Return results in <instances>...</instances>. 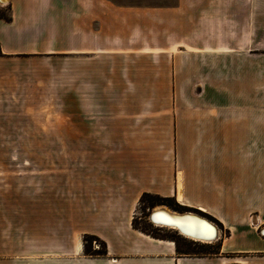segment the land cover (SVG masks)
<instances>
[{
  "label": "crops",
  "instance_id": "crops-1",
  "mask_svg": "<svg viewBox=\"0 0 264 264\" xmlns=\"http://www.w3.org/2000/svg\"><path fill=\"white\" fill-rule=\"evenodd\" d=\"M0 8V147L99 149L68 158L65 204L55 179L49 204L4 210L0 264H264V0ZM28 117L56 126L8 128ZM144 194L211 218L220 240L181 254L135 229ZM86 235L107 255L87 256Z\"/></svg>",
  "mask_w": 264,
  "mask_h": 264
},
{
  "label": "rangeland",
  "instance_id": "rangeland-1",
  "mask_svg": "<svg viewBox=\"0 0 264 264\" xmlns=\"http://www.w3.org/2000/svg\"><path fill=\"white\" fill-rule=\"evenodd\" d=\"M50 118L51 117H28L27 123L10 125L8 128L13 130L18 128H20V130L25 129L27 131L25 137L30 140H35L39 138L37 136L38 130L56 126L55 123L52 124ZM61 118L64 119V117H60V119ZM40 119H42V122H37V120L39 121ZM66 129V123H58V139L61 141L59 143H65L63 140L67 138ZM103 151L105 153L106 149H102V152ZM84 154H99V149H84L82 147L66 146L0 147V231L4 220V210H9V207L13 205H23V207L31 209L32 206L34 207L35 204L38 203L49 204L52 180L54 181L57 179V181H59V185L56 189L57 192H55L57 195L56 197L58 198L59 204H65L67 202L66 180L67 168L69 166L68 158L82 156ZM51 168H53L52 173ZM160 206L170 208L164 204L156 205L152 208H147V206L139 204L135 218H137V222L141 228H148L151 232L161 236L176 237L180 247L184 250L202 251L204 247H208L203 246L207 243L197 242L199 244H195V241L186 240L174 230L153 227V224L150 225L148 220L150 212L152 209ZM27 214L30 213L27 212ZM215 243L210 245L213 246ZM1 248L2 243H0V249ZM92 248L98 250L101 249V245L93 241Z\"/></svg>",
  "mask_w": 264,
  "mask_h": 264
},
{
  "label": "water",
  "instance_id": "water-1",
  "mask_svg": "<svg viewBox=\"0 0 264 264\" xmlns=\"http://www.w3.org/2000/svg\"><path fill=\"white\" fill-rule=\"evenodd\" d=\"M7 4L8 2L6 0L0 1V5ZM160 207L161 208H158L156 210L155 208L154 210L152 209L153 211L148 218L151 224L162 225L166 228L175 227L178 230L179 235L183 237L193 236L195 237V239H199L198 241H215L217 239V237L213 238L215 234L217 235V230L214 226L215 223L210 219L194 212L173 211L174 213H172L165 209L166 206ZM166 208L169 209L168 207ZM260 235L264 237V228L260 230Z\"/></svg>",
  "mask_w": 264,
  "mask_h": 264
},
{
  "label": "trees",
  "instance_id": "trees-1",
  "mask_svg": "<svg viewBox=\"0 0 264 264\" xmlns=\"http://www.w3.org/2000/svg\"><path fill=\"white\" fill-rule=\"evenodd\" d=\"M0 18L4 19L6 21L11 20V17L9 15L8 11L3 10L1 8H0ZM2 56L3 55H2V52L0 50V57H2ZM140 204L147 206V208H152L156 205L164 204V205L169 206L173 211L186 212V210L183 207L179 206L172 199H163L161 197L151 195V194H144L140 199ZM150 225H151V223H150ZM133 227L137 230H140L141 232H143L145 234L152 236L153 238L163 239V240H171V241L175 242V244L177 246V250L181 254H205L208 251L206 248H208V247L210 248V246H211L210 244H204L203 246H208V247H204V249L202 251L184 250L180 247L179 241L176 237L161 236V235L155 234L154 232H151L148 228H141L137 222V218H134V220H133ZM175 232L178 233L177 231H175ZM182 238H184V237H182ZM184 239H186V238H184ZM186 240H188V239H186ZM93 241L100 243L101 249L94 250L92 248V242ZM192 242H194V241H192ZM194 243L199 244L197 242H194ZM84 252L87 256H106L107 255V246L98 237L86 235L84 237Z\"/></svg>",
  "mask_w": 264,
  "mask_h": 264
},
{
  "label": "bare ground",
  "instance_id": "bare-ground-1",
  "mask_svg": "<svg viewBox=\"0 0 264 264\" xmlns=\"http://www.w3.org/2000/svg\"><path fill=\"white\" fill-rule=\"evenodd\" d=\"M7 2L9 1V0H6ZM158 208H161V207H157V208H155V210L156 209H158ZM165 209L167 210V211H170V212H172V213H174L173 212V210L171 211L170 209H167L166 207H165ZM154 210V209H153ZM152 210V211H153ZM152 211L150 212V214L152 213ZM150 214H149V216H150ZM148 216V217H149ZM162 218V217H161ZM160 218V219H161ZM154 227H158V228H165V229H170V230H174V231H177L178 232V230L175 228V227H169V228H166V227H163L162 225H153ZM214 226H215V228H216V230H217V235L215 234L214 236H213V238H216L217 237V239L215 240V241H198L199 239H195V237H184V238H186V239H188L189 241H195V242H202V243H207V244H213V243H215V242H217L218 240H220V236H221V230L214 224ZM198 233H200V232H198ZM183 237V236H182ZM208 240V239H207ZM211 240H213V239H211Z\"/></svg>",
  "mask_w": 264,
  "mask_h": 264
}]
</instances>
